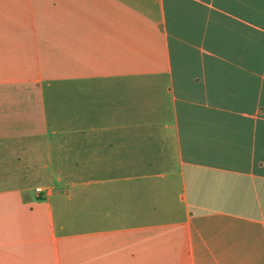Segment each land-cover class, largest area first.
I'll return each instance as SVG.
<instances>
[{"label": "crops", "instance_id": "1", "mask_svg": "<svg viewBox=\"0 0 264 264\" xmlns=\"http://www.w3.org/2000/svg\"><path fill=\"white\" fill-rule=\"evenodd\" d=\"M0 264H264V0H0Z\"/></svg>", "mask_w": 264, "mask_h": 264}, {"label": "rangeland", "instance_id": "2", "mask_svg": "<svg viewBox=\"0 0 264 264\" xmlns=\"http://www.w3.org/2000/svg\"><path fill=\"white\" fill-rule=\"evenodd\" d=\"M22 168L25 167L21 166L19 170L22 171ZM41 170L42 166H31V168L28 170V172L26 173V177H28L27 180L29 181L30 185L34 186L39 184L40 179H42L44 176V173Z\"/></svg>", "mask_w": 264, "mask_h": 264}, {"label": "built area", "instance_id": "3", "mask_svg": "<svg viewBox=\"0 0 264 264\" xmlns=\"http://www.w3.org/2000/svg\"><path fill=\"white\" fill-rule=\"evenodd\" d=\"M36 191H37V192H41V189H40V188H37Z\"/></svg>", "mask_w": 264, "mask_h": 264}]
</instances>
